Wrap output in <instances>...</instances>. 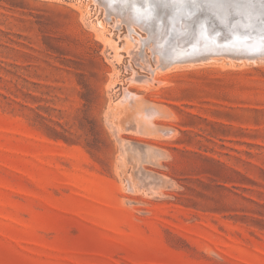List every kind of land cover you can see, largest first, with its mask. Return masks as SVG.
I'll use <instances>...</instances> for the list:
<instances>
[{
    "label": "rangeland",
    "instance_id": "rangeland-1",
    "mask_svg": "<svg viewBox=\"0 0 264 264\" xmlns=\"http://www.w3.org/2000/svg\"><path fill=\"white\" fill-rule=\"evenodd\" d=\"M112 20L0 0V264H264V54L160 71Z\"/></svg>",
    "mask_w": 264,
    "mask_h": 264
},
{
    "label": "bare ground",
    "instance_id": "bare-ground-1",
    "mask_svg": "<svg viewBox=\"0 0 264 264\" xmlns=\"http://www.w3.org/2000/svg\"><path fill=\"white\" fill-rule=\"evenodd\" d=\"M94 1L104 7L105 18H112L114 25L116 23L118 25L119 23L126 24L128 31L127 36L133 41L130 43L129 49L128 47L127 49L128 51L130 50L133 59L137 61L142 59L144 64L147 63L149 65V59H147L149 55L146 53V48H150L149 50L151 53H155V49L158 48V50L156 49L158 55V67L156 68L160 71L163 68H169L170 66L173 67L176 64H182L184 62L192 64L197 61L204 62V60H218L217 58L219 57L232 61H247L250 59L257 60L258 58H262L264 54V31H262L264 25L261 23V19L258 18L257 20L258 22L261 21L260 23L262 26H258L259 29H262H260L261 32L256 27L254 28L258 29V31L253 28L255 31L254 33L253 30L245 32H241L242 29L241 31L233 30L232 32L229 30V12L227 13L223 10L226 11L231 3V5L235 3L239 5L238 2L240 0L238 2L231 0V3L229 0H225V6H227L226 9H223L225 8L223 0V3L222 1L220 2L216 0H179L178 2H174L176 5L174 6V9H172L174 10L172 12L173 14L168 15V17L167 14L169 13V8H167L164 15H159V5L162 4L163 0H93V2ZM200 1L203 6L200 5ZM242 1L243 0L240 2ZM210 2H214V5L209 4ZM244 2H246L245 8H248L247 1ZM227 3H229V5H226ZM248 3L250 4L249 0ZM253 3H256V1ZM216 5L219 9L218 11L221 12V17L215 15L218 12L217 8L216 12L212 9L213 6ZM238 5L236 7H238ZM258 6L255 4L256 8ZM99 7L100 6H98V8ZM171 7L172 6H170V8ZM220 8H222V10H220ZM234 9L236 8H233L232 10ZM241 10L239 11L242 13L243 17V12ZM258 11H260V9ZM213 12L214 15H212ZM261 12L262 10L259 13L262 14ZM236 13H238V11ZM259 13L255 16L260 17L261 15H259ZM250 14L247 13V15ZM153 16H155V18ZM113 17H115V19ZM166 17L168 21L166 20ZM186 17L187 19H185ZM236 17H238V15ZM221 18L225 21L226 25L222 24ZM239 18L241 19V17ZM252 18L254 17L252 16ZM248 20L245 19L247 23L244 22V25L248 24ZM200 22L203 24L200 26L198 25L197 34H195V27H197L196 23ZM251 22L253 23V26L255 22ZM248 25H250V22ZM135 26L148 30L147 36L142 38L143 35L137 32ZM187 26L188 32H186ZM252 26H249L250 30L252 29ZM184 31L186 34L183 37H179L180 33ZM134 33L137 34V36ZM152 68L153 67H151V69Z\"/></svg>",
    "mask_w": 264,
    "mask_h": 264
}]
</instances>
